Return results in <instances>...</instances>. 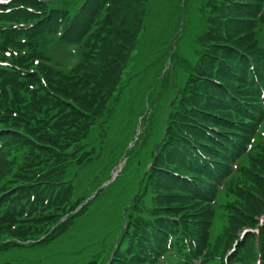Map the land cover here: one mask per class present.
<instances>
[{
	"label": "trees",
	"instance_id": "trees-1",
	"mask_svg": "<svg viewBox=\"0 0 264 264\" xmlns=\"http://www.w3.org/2000/svg\"><path fill=\"white\" fill-rule=\"evenodd\" d=\"M65 1L60 0L59 3L55 4L51 16L48 17L46 6L41 3V0H16L12 6L14 12L9 16L3 15L0 17V21L22 22L39 18L37 15L40 11L41 18H45L43 21L40 18L39 22H41L30 31H21V33L6 31L1 34L4 39L3 46L11 44L17 48L23 47L17 42L19 38L23 37L22 33L27 37V46L32 51L27 58L21 57L16 60L18 67L29 72L32 69L31 64H28L29 60L42 57L38 49L44 41L43 36L46 33L55 31L59 15H65L59 10L66 4ZM147 3L148 0H88L87 6L73 19L63 40L65 44H78L90 30L92 31L95 26L98 27L88 40L90 44L87 46V50L97 49L99 54H97L96 58H92L91 52H86V54L88 53L87 57L91 61L87 62V66H81V70L84 72L83 77L73 84L71 80H67L61 74L40 66L34 70L35 74L26 77L27 84L37 85L43 89L41 82V76H43L49 82L51 91H54L57 95L66 99L70 98L87 112L90 111V106L96 103L97 111L103 114L116 92L123 70L127 67L141 43L140 38L146 18ZM262 3L263 0H209L207 22L196 43L199 49L195 51V63L193 65H189V63L185 65L189 71L187 89L191 98L190 100H183L175 108L177 114L188 113L189 107L203 103L201 109L209 115L197 112L193 114L198 115L201 119L204 118L211 121L214 126L222 128V123L225 125V122L219 120L218 117L222 118L223 116L228 118L227 120L232 118L229 112H225L227 111L225 110L227 106L224 103L222 92L226 88L232 89L229 81L237 70H240V73L246 77V71L250 66L246 56L253 60L256 71L259 73V79L263 81L264 44L259 41L257 26L258 23H263L264 25V18L263 20H256L258 19ZM107 4L109 5L106 11L107 15L103 16L102 11ZM28 9H34L35 13L28 12ZM174 30H176V27H174ZM3 46H0V48H3ZM62 49L60 48L59 50ZM19 76L20 73L16 70L12 72L0 70V149L2 152H0V253L10 251L13 248H20L18 241L39 240L49 233L41 244H45V242L51 243L60 236L70 234L78 223L74 219L75 217H69L51 232L52 228L63 217H58L60 213L65 212L66 207H63V204L66 203L67 205L75 200L72 192L76 187L65 184L64 190L59 192L55 199L52 196L54 202L46 205L43 189L37 177L38 174L32 169L39 157L33 160L30 165L31 149L29 144H23L20 147L19 151L22 152V155L19 156L20 159L11 158L9 149H6L5 152V148L10 146L11 141L8 132L11 129L9 128L11 113L17 114V118L14 120L30 125V120L35 119L34 113L41 112L44 105H49L46 96L40 97L41 101L38 100V92L32 93L31 101L26 102L21 94L26 85L19 82ZM216 83H219V85ZM7 85L12 87V97L6 89ZM25 92H28V90L26 89ZM199 92L202 93V96L194 100L195 94ZM248 97L249 94L246 93L243 100H247ZM3 102L17 109L16 112H11L9 106ZM2 111H5L6 115ZM25 112H27V115ZM73 123L68 125L65 132L63 128H59L51 132L46 130L42 133L40 140L54 147V149H47L48 160L43 162L45 167L43 171L41 170L44 178H49L54 174L60 178L65 175V171L59 173V170H45L52 168L50 162L61 164L59 155H63L65 151V143L62 139L67 135L69 126ZM1 124L5 128H1L3 127ZM88 124L89 121L85 120L84 123L77 126L85 130ZM22 128H25L29 135L37 134L33 128L29 129L27 126ZM174 131H176V127ZM15 142L19 144L21 141L16 139ZM71 142L73 144L77 143L76 137ZM168 157L172 161L177 159L173 151ZM213 157L224 161L227 159L219 154H214ZM163 159L164 157L162 156L159 161L161 162ZM179 161L184 163L182 157H179ZM43 163L40 165H43ZM263 166L264 142L257 147V151L253 155L251 154L245 160V163L240 166L239 171L231 180V202L225 203L226 206L230 205L229 210L232 215L227 226L229 233L232 235L231 240L243 227H256L258 224L257 219L264 213V192H262L261 196L256 197L254 194L259 193V190L255 191L252 186H247L250 182L260 179L258 176H260L259 172ZM84 170L85 168L76 167L72 174L77 177ZM162 178L166 177L163 176ZM262 182L264 183L263 180ZM164 184L168 190L172 188L169 181L165 180ZM33 195H35L36 200L29 203ZM259 197L263 200L262 202H259ZM85 198L86 196L78 199L77 202ZM24 200L29 203L26 207L22 205ZM243 200L248 202V206L250 203H256L255 210L242 206L241 202ZM29 211V217L25 218L26 222H23L30 227L18 224L20 219H23L24 215L28 214ZM244 214L252 215V221L243 219ZM241 221L243 223H240ZM16 224L20 225V227L12 230ZM261 232L260 241L264 259V228ZM254 238V236L247 238L249 240L246 245L248 252L246 261L248 264H254L255 262ZM109 252L108 245L103 244L93 250H84L82 253H88L91 257L95 256V263L99 264L98 259L107 258ZM71 253H74V251Z\"/></svg>",
	"mask_w": 264,
	"mask_h": 264
},
{
	"label": "rangeland",
	"instance_id": "rangeland-1",
	"mask_svg": "<svg viewBox=\"0 0 264 264\" xmlns=\"http://www.w3.org/2000/svg\"><path fill=\"white\" fill-rule=\"evenodd\" d=\"M161 8L162 13L160 16V10L157 6L152 7V3L149 5L148 13L149 17L144 22L143 32L141 35V48L140 52L136 55V59L131 65V69H135V72L144 69L146 66L151 64V61H153L156 58H159L162 52H169L170 45L173 44V39L177 36V31L174 30L171 27V23L173 20L179 21L180 16L182 15V19L186 18V26L185 31L183 34V41H181L180 46L178 45V51L183 59H190V61L193 60L194 54H195V39L198 37L200 32L202 31V14L204 8V4L206 3V0H184L182 3V6H180L181 12H175L173 14L174 18H170L168 22L165 21L166 17L168 16L170 12V8L173 10V7L171 5V0H161ZM184 4V5H183ZM152 7V8H151ZM174 11V10H173ZM160 16L157 17L156 14ZM165 23H168L165 25ZM261 32L264 31L263 26H260ZM180 39V38H179ZM179 39L176 40L175 43L179 41ZM46 55L52 56V53L49 51H46ZM54 60H61L64 55V51L61 53H55ZM167 56L163 59L159 58L160 60H167ZM194 62V61H193ZM185 70L183 68H180L178 73L181 78H184ZM174 85V83H173ZM169 98L171 99L173 97V87L172 85L169 86ZM151 107L152 103L149 104ZM166 108L163 107L159 114H163V110ZM153 109V108H151ZM122 113L119 115L117 112L114 121L112 123V132H111V142L115 143L117 140L123 141L122 133L124 129L128 130L126 119L122 121L123 119ZM113 120V119H112ZM136 121V118H132V123L130 127V137L134 135V122ZM165 122L164 117H159L156 120H154L152 123H149L151 126L154 123H158L157 130H162L163 126L162 123ZM146 127H149L148 124H146ZM159 141V140H158ZM157 141V143H158ZM156 143V140H154L151 143V147H154V144ZM156 143V145H157ZM106 148L105 155L107 154L108 148L107 146H104V150ZM156 148V146H155ZM155 150V149H154ZM150 153L147 157H143V159L146 160V164L151 159ZM258 176L260 179H257L255 181L250 182L247 186H252L253 189L259 190V193L254 194L256 197L261 196L262 192H264V166L261 167V171L259 172ZM130 173L128 169L126 168L123 173L121 174L120 180L128 181L130 179ZM70 180V178H67ZM263 183V184H262ZM81 187L82 186H79ZM83 188L79 192V195H81L83 192ZM116 196L119 197L122 195L119 191H117ZM260 198V197H259ZM247 199V198H246ZM259 202H262L263 200L260 198L258 199ZM231 201V200H230ZM226 202V201H225ZM242 206L245 208H250L252 210H255L256 203H250L248 206L247 201L241 202ZM258 207V206H257ZM114 208V205L111 204L110 199H106L105 201L100 200L95 205H92L87 213L79 218L76 227L81 224V228L84 226L86 237L89 238V244H98L109 232V229L111 227L110 222L114 218L116 219V215L112 212V209ZM247 221H252V215L250 214H244V218ZM258 222V219H257ZM240 223H243L241 221ZM75 227V228H76ZM250 227V226H246ZM255 228V227H253ZM78 229V228H77ZM76 229H73L70 234L63 235L58 237L55 241V243L47 246L37 248L34 250H26V249H14L11 252L8 253H0V264H65V261L69 260L68 255L65 253V251H70L69 249H74L75 244V235L74 231ZM48 245V244H47ZM46 246V245H45ZM77 250V249H76ZM75 251V250H73ZM80 264V263H78Z\"/></svg>",
	"mask_w": 264,
	"mask_h": 264
}]
</instances>
